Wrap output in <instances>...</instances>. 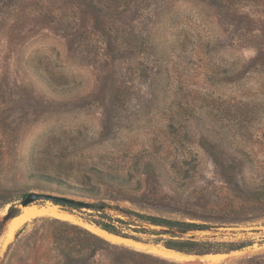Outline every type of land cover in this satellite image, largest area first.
<instances>
[{
    "label": "rangeland",
    "instance_id": "rangeland-1",
    "mask_svg": "<svg viewBox=\"0 0 264 264\" xmlns=\"http://www.w3.org/2000/svg\"><path fill=\"white\" fill-rule=\"evenodd\" d=\"M30 192L107 207L5 238ZM142 216L223 253L165 258ZM49 220L135 244L76 263ZM0 264H264V0H0Z\"/></svg>",
    "mask_w": 264,
    "mask_h": 264
},
{
    "label": "trees",
    "instance_id": "trees-1",
    "mask_svg": "<svg viewBox=\"0 0 264 264\" xmlns=\"http://www.w3.org/2000/svg\"><path fill=\"white\" fill-rule=\"evenodd\" d=\"M116 1V0H114ZM83 189V188H82ZM83 196L87 198H94L92 194H84ZM11 209V208H10ZM78 209V208H73ZM101 212V211H99ZM16 215V214H12ZM141 220L146 221L150 225L160 226V227H177L183 229H190V230H199V231H206L208 228L204 226H198L195 224H188V223H173L165 219L142 216L139 217ZM34 221H37L34 220ZM49 223L54 224L56 231L58 232V240H60L73 254L72 258L73 261L78 263L80 256L85 254V250H90L91 256H95L97 252H106L110 248L117 249V247H113L109 242L100 238L97 235H94L83 228L78 226L61 222L58 220H49ZM98 228L117 235L114 231L112 226L110 225H97ZM144 233H155V234H162L161 232L149 229H143ZM171 237V240L165 244V247L170 250H174L178 253H182L185 255H195V256H203L207 254H221L223 251L214 250L211 247V243L207 241H197L196 239H186L181 237ZM233 245V244H232ZM227 250V253L233 250H238L243 248L241 244L239 246H231ZM139 256H144V254L136 253Z\"/></svg>",
    "mask_w": 264,
    "mask_h": 264
},
{
    "label": "bare ground",
    "instance_id": "bare-ground-1",
    "mask_svg": "<svg viewBox=\"0 0 264 264\" xmlns=\"http://www.w3.org/2000/svg\"><path fill=\"white\" fill-rule=\"evenodd\" d=\"M19 208H20V212H19V214H17L18 216L12 218L6 224V231L4 230L5 231L4 237L7 239H10L23 224H25L26 222L31 221L32 219L37 218V217L50 216L53 218L66 220V221H76V218L72 214L61 210L56 205L49 204V203H46L44 205L31 204L27 207L19 206ZM78 222L81 223L80 221H78ZM81 224H83V226L88 228V230L90 229V231H92L94 234H96L100 238H102V239H104L110 243H114V244H118V243L135 244L134 242H131L129 240L115 236L112 233L109 234L108 232H105L104 230H102L98 227L96 228V227H92V226H86L85 223H81ZM153 250L157 254H159L165 258L172 259V260H179L182 256L178 252L171 251L168 249H164L161 247L153 248ZM223 257H224V255H212V260L221 259Z\"/></svg>",
    "mask_w": 264,
    "mask_h": 264
},
{
    "label": "water",
    "instance_id": "water-1",
    "mask_svg": "<svg viewBox=\"0 0 264 264\" xmlns=\"http://www.w3.org/2000/svg\"><path fill=\"white\" fill-rule=\"evenodd\" d=\"M37 201H49L55 205L62 206L63 208L69 207V208L87 209V210H94V211H103L107 207L103 201L88 202V201L73 199V198H69L65 196L52 195V194H46V193H37V192L28 193L24 197V199L19 202V206L27 207ZM17 214L11 215V216L7 214L5 216V219L9 221L12 218L18 216ZM140 225L143 226L144 228L145 227L148 228L149 230H155V231L161 232L162 234H167L175 238L181 237V238H186V239H196L197 237H196L195 232H203L199 230H190V229H183V228H177V227H160V226L150 225L148 223L140 224ZM150 226H154L156 229H151L149 228ZM212 237H215V236H212ZM198 260H201V258H198Z\"/></svg>",
    "mask_w": 264,
    "mask_h": 264
}]
</instances>
